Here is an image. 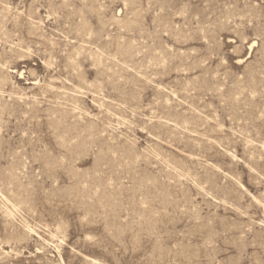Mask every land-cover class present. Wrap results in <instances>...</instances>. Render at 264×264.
Returning <instances> with one entry per match:
<instances>
[{
  "label": "rangeland",
  "instance_id": "obj_1",
  "mask_svg": "<svg viewBox=\"0 0 264 264\" xmlns=\"http://www.w3.org/2000/svg\"><path fill=\"white\" fill-rule=\"evenodd\" d=\"M0 264H264V0H0Z\"/></svg>",
  "mask_w": 264,
  "mask_h": 264
},
{
  "label": "bare ground",
  "instance_id": "obj_2",
  "mask_svg": "<svg viewBox=\"0 0 264 264\" xmlns=\"http://www.w3.org/2000/svg\"><path fill=\"white\" fill-rule=\"evenodd\" d=\"M252 46H254V45H252ZM252 48V47H251Z\"/></svg>",
  "mask_w": 264,
  "mask_h": 264
}]
</instances>
